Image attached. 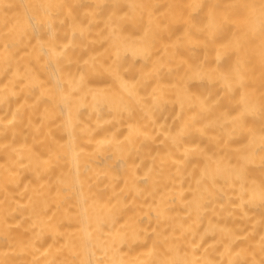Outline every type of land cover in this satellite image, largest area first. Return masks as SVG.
Segmentation results:
<instances>
[{
	"label": "bare ground",
	"instance_id": "bare-ground-1",
	"mask_svg": "<svg viewBox=\"0 0 264 264\" xmlns=\"http://www.w3.org/2000/svg\"><path fill=\"white\" fill-rule=\"evenodd\" d=\"M4 3L18 5H40L47 0H3ZM84 10L94 7L97 3L112 4L117 0H71ZM122 5L140 2V0H118ZM161 6L170 0H147ZM258 3L259 0H250ZM123 8L118 16L124 17L128 12ZM110 14V13H106ZM29 15L34 17L29 19ZM19 18L21 26L27 33L25 44L31 40L48 37V25L43 10L34 7L19 11L14 7L8 10V27ZM123 32L120 66L124 81L139 79L143 71H147L152 61L165 56L164 44L156 42L151 58L146 60L140 54L141 41L147 27V17L137 18L131 22L128 17L119 21ZM238 26L244 27L242 20ZM101 30L111 32L101 20L97 27L84 37L76 36L77 43L90 44L88 55L98 56L111 62L110 42L107 37H100ZM7 31L3 13L0 12V90L10 82L19 83L20 76L26 71L39 75L40 87L35 88L27 96L28 104L40 97L57 95L54 87L57 77L65 88L70 90L68 73L64 65H58L55 58L46 64L39 59L38 48L20 44L10 48L15 56L12 66L6 68L3 60L6 56L3 44L4 33ZM182 31L176 26V39ZM73 39L71 29L65 27L57 33V42L66 43ZM167 39V38H166ZM14 44V41H10ZM257 38V46H258ZM135 54H134V51ZM81 54V49L76 50ZM183 59L190 63H206L212 65L216 61L212 49L185 46L180 49ZM87 58V56H85ZM31 62L30 68L28 67ZM257 76L259 75L258 58L254 61ZM80 65L72 66V75L78 76ZM178 71L175 67L170 71L163 70V83H175ZM88 87L101 92L109 101L122 100L135 109L136 119L147 127L150 135L140 137L138 142L121 156L115 151L93 154L96 142L115 135L123 140L127 136L129 121L127 118H115L116 113L105 104L99 111L93 110L92 95L81 92L72 93L66 104L56 108L55 116L44 122L42 132L47 135L55 133L65 148L60 159L49 166L48 171L37 176L35 168L41 161L35 157L27 159L28 148L34 152L41 151L40 141L35 138L37 122L43 118L44 104L41 102L36 109L26 110V122L18 132L9 131L5 136L0 132V261L7 264H49L51 261H69L70 264H113L114 261L138 260L144 264H179L181 261L199 259L204 255L213 259H224V241L226 237H234L232 246L247 247L251 245L259 251V241L264 235V204L257 198L255 203H248L252 189L258 188L264 179V170L259 160L249 165L244 176H239L228 167L229 153H234L237 143L223 149L208 152L212 137L217 129L207 126L208 120H202L198 127L205 128L193 131L187 137L183 147H177L170 157L164 156L161 149L164 129H172L176 117L180 114L179 102L169 98L159 107L150 105L151 93L155 87L152 80H144L137 84L135 91H129L121 83L107 73L92 77ZM192 90L202 99L215 102L225 94L224 85L218 81L197 79L192 82ZM25 103V93L11 97L8 104H0V121L11 118L18 105ZM259 124L260 116L255 117ZM57 125H64L61 131ZM82 126L95 129L91 137H81L80 155L75 157L69 141L72 140V129ZM154 130V131H153ZM63 137V139H60ZM43 139V137H41ZM5 145H13L16 153L5 149ZM199 146L204 153H192ZM17 153H22L25 157ZM188 153V154H186ZM161 159L165 160L163 179L157 185L156 169ZM152 169V173H149ZM132 173H135L133 176ZM146 175L149 177L146 179ZM63 177L64 183L58 184L57 178ZM116 197L119 199L117 205ZM113 206L119 207V214L113 219L110 211ZM134 221V224L130 223ZM135 228L140 237L130 243L120 245L119 237L125 231ZM165 234L167 243H164ZM159 235L163 246L153 247L152 238ZM193 242L195 247H193ZM239 246V247H238ZM118 249H121L118 251ZM205 250H207L205 252ZM193 253H196L194 256ZM259 258V257H257Z\"/></svg>",
	"mask_w": 264,
	"mask_h": 264
},
{
	"label": "snow or ice",
	"instance_id": "snow-or-ice-1",
	"mask_svg": "<svg viewBox=\"0 0 264 264\" xmlns=\"http://www.w3.org/2000/svg\"><path fill=\"white\" fill-rule=\"evenodd\" d=\"M14 7L18 11L23 9L25 14H28L30 8L42 9L45 17L43 22L48 25V37L37 39L34 45L31 40L25 44L27 33L21 26L19 18L12 22L11 27H8V10ZM123 8H127L129 11L124 14V17H120L118 13ZM0 12L3 13L7 28L3 37V47L6 53L3 60L5 67L10 68L13 59H15V56L10 54V48L25 44V48H38L39 59L44 60L46 57V64L51 63L55 58L58 65H64L65 71L68 73V83L71 84V89H66L58 76L54 85L58 96L51 94L45 96L42 92L41 96L35 98L32 104H28L27 96H30L35 88L41 86L39 75L33 71H26L21 75L17 71L15 75L20 76L19 83L12 81L10 85H5L4 89L0 90V104H8L11 97L25 93V103L18 105L10 119L6 117L4 121H0V132L5 136L9 131L18 132L26 122L31 126V121H26V110L28 108L36 109L41 102L44 104L43 118L37 122L35 128V138L40 141L41 151L34 152L32 148H28L26 157L29 161L33 157L41 161L42 167L38 165L35 168L37 176L45 174L49 166L54 165L60 159V154L65 148L55 133L49 132L45 135L42 128L45 121L55 116L56 108L67 103L72 93L90 94L94 101L93 110L99 111L105 104H108L116 113L115 118H127L129 121V131L123 140L115 135L105 137L96 142L93 154L115 151L123 156L130 147L138 142L140 137L150 135L147 127L136 119L135 109L125 105L122 100L109 101L104 98L103 93L93 91L88 87L92 77L104 73L120 79L129 91H135L136 85L144 80H152L155 87L149 103L153 107H159L169 98L179 102L181 112L173 122V128H166L160 134L163 137L164 147L161 151L164 156L170 157L177 147H183L187 137L193 131H200L203 135L206 127L210 126L217 129V132L212 137L208 152H213L215 148L223 154V149L235 142L238 146L234 153H229L226 157L230 169L242 177L247 173L249 165L259 160L261 169L264 170V0H259L258 3L250 2V0H170L163 6V9L160 5L147 2V0L126 5L120 4L117 0L110 5L97 3L87 10H84L79 4L72 3L71 0H47L46 3L40 5L24 3L13 5L0 0ZM125 17H128L131 22H135L137 18L142 20L147 17V27L143 35L139 37L141 41L139 51L146 60L151 58L156 42L163 43L166 51L165 56L157 57L152 61L147 71L140 73L139 79L131 82L130 88L129 82L124 81L121 76L120 66L122 50L129 49H122L123 32H117V29L121 27L119 21ZM33 18L29 15V19ZM101 20L104 21L106 28L111 29V32L101 30L99 33L100 37L109 39L111 55L114 57L110 63L98 56L88 55L87 49L91 45L76 41L77 34L84 37L86 33L97 27ZM239 20L243 21L244 27L238 26ZM177 25L182 27V31L175 40H172L171 37L175 35ZM66 26L71 29L73 39L60 44L57 42V33L63 31ZM10 41H14V44ZM185 46L212 49L215 52V63L212 65L190 63L180 54V49ZM77 49H81L80 55L76 54ZM133 51L135 54L136 50ZM257 58L259 61L258 76L254 65ZM81 62L84 67L78 70V76H73L72 66L80 65ZM30 66L31 62L28 67L30 68ZM173 67L178 71L177 81L171 84L163 83V70L168 68L171 71ZM197 79L222 83L225 88L224 96L215 102L202 99L192 90V82ZM257 115L260 116L259 124L255 121ZM202 120L209 121V124L203 129L198 127ZM52 123H55L54 119H52ZM57 127L61 131L64 130V125H57ZM94 131L95 129L82 126L73 127L72 140L69 141V144L77 159L80 155L78 141L82 136L91 137ZM9 148L13 153H16L13 145H5L6 150ZM192 153H204V149L196 146ZM17 154L21 156V159L25 158L22 153ZM213 154L215 153L213 152ZM165 166V160L161 159L155 173L157 185L163 179ZM152 171L149 169V173ZM132 175L134 176L135 173ZM148 178L146 175V179ZM64 182L63 177L57 178L58 184ZM257 198L261 204H264V179L260 181L258 196L257 189L254 187L251 196L247 197V201L250 204L255 203ZM116 202L118 205V197H116ZM119 211V207L113 206L110 216L115 219ZM130 223L134 224V221H130ZM139 237L140 232L133 228L131 232L125 231L120 235L119 243L124 245L139 239ZM233 239L234 237L230 236L225 238V251L222 253L224 259H213L204 255L199 259L181 261L179 264H264V235L260 238L258 252L251 245L238 246L239 250H237V247L232 246ZM164 243H167L166 234ZM152 244L154 248L158 245L163 246L159 235L152 238ZM193 247H195L194 242ZM120 250L118 249V251ZM193 255L195 256L196 253ZM0 264H7V262L0 261ZM49 264H70V262L51 261ZM113 264H144V262L120 260L114 261ZM160 264H168V262L161 261Z\"/></svg>",
	"mask_w": 264,
	"mask_h": 264
}]
</instances>
